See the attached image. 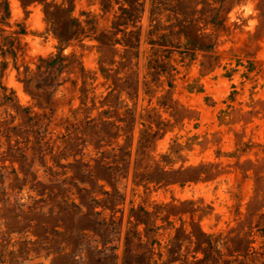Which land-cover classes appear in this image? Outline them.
Masks as SVG:
<instances>
[{"label":"rangeland","instance_id":"374dc122","mask_svg":"<svg viewBox=\"0 0 264 264\" xmlns=\"http://www.w3.org/2000/svg\"><path fill=\"white\" fill-rule=\"evenodd\" d=\"M0 264H264V0H0Z\"/></svg>","mask_w":264,"mask_h":264}]
</instances>
